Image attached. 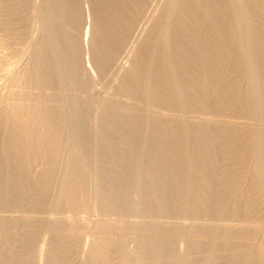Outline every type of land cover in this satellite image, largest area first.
<instances>
[{
	"label": "rangeland",
	"instance_id": "374dc122",
	"mask_svg": "<svg viewBox=\"0 0 264 264\" xmlns=\"http://www.w3.org/2000/svg\"><path fill=\"white\" fill-rule=\"evenodd\" d=\"M166 2L169 3L170 0H141L142 9L140 11H136L133 7L134 5H128L124 13L119 11L114 16L112 21L117 24L119 46L113 55L114 57L112 56L110 63L106 66L107 68L105 67L102 71L95 66L91 49L94 24L91 0H79L81 12L83 13V22L79 27L80 29L78 28L79 32L76 29L75 33L78 35L82 45V70L84 69L85 71L83 70L81 73L89 81L87 80V86L80 90L77 87L74 90L72 89L74 87L68 88L69 95H67L66 90L60 87L55 78L52 80V84H46L44 81L45 59L50 53L48 47L53 41L52 35L55 31L51 20V1L0 0V174L3 177H7V172L11 173L8 176V185L5 189H0V192L3 191L0 194V229L4 228L12 232L10 236L5 233L0 234V254L4 257V261H0V264H30L28 262L29 244L33 243V241L35 253L37 252L36 259L32 262L34 264H123L121 256L124 252H127V249L131 251L128 252L129 254L134 251V253L142 255V243H139L142 242L141 240L138 242L136 239H123L122 231L126 228L125 226L132 222L141 225L153 222L154 216L155 221L160 218V222L165 221V223L169 222L176 225L190 224L196 220L195 223L198 224L217 226L228 224L235 227H246L244 230L245 232L247 231L248 238L243 245L231 242L217 246L211 252H205L199 248L186 250V248L188 249L187 236L181 233L180 229L178 230L179 227H174L176 230L171 229V235L172 238H175L172 240L174 243L177 241L175 249L180 255L182 254L181 260L184 264L219 263L226 257H230L231 264H243L244 259L241 256L264 264V194L254 175L257 168L254 128L257 129L260 123L264 126V120L263 123L262 121L259 122L253 115L254 105L245 95L248 79L244 65L233 63L225 53L230 40L224 24L211 16L200 28H196L195 25L189 28H181L178 24L179 15L172 20L175 28L181 33L184 43L183 53H181L176 66H178L184 76L189 75L187 93L189 108L179 109V107L175 106L168 108V105H164V107L160 103H147L142 98L121 89L120 82L129 73V69H131L132 63H134L139 53L136 51H139L140 47L154 35L155 40L152 38L149 41L154 45L152 65L155 76L158 78L166 69L167 63L164 55L165 37L163 35L164 10L168 6ZM208 9L210 8H208L207 4H203L200 10L202 13L212 11ZM214 10L221 9L218 7ZM256 19L259 37L264 42V11L257 13ZM155 26L158 27L156 28ZM197 31L204 40L208 56V60H206L208 80L213 88L214 103L217 105L215 110L208 111L206 108L201 110L203 107L200 108L197 105L198 96L201 98L197 83L204 73L201 61L193 53L194 33ZM238 52L240 53L239 49ZM84 63L87 65L85 66ZM113 67L117 68L114 69ZM162 80L160 79L158 85L155 86L154 97L157 95L161 98L164 97ZM65 96H72V98L68 97L70 101L67 100L66 102L67 98L65 99ZM74 98H77V102ZM68 101L72 102L71 106ZM62 102H66L64 104L68 103L67 106L71 108H79L77 103L80 102L82 104L78 103V105H80V108H85L84 110L86 111L87 126L85 130L87 129V131L84 133L88 144L86 149L78 152L77 155L82 153L78 156H81V158L84 156L86 166L88 164L86 177L89 175L90 182L87 181V187L91 191L87 189L85 194L82 193L79 174L72 170L69 176L71 186L62 195L64 201L67 199L66 204L59 205V208H57L53 205L58 197L65 166L67 163L72 162L67 161L65 157V148L66 144L69 143L68 136L71 130L67 122L58 119L60 108L67 107ZM38 105L42 106L39 107ZM101 105H103L102 108L100 107ZM105 105L109 107L106 108ZM52 106L55 109L52 115L54 121L45 122L43 128L41 126H32V120L38 116L39 111L46 108L52 109ZM100 108L101 111L99 113ZM15 109L17 110L13 111ZM129 109H132V113ZM146 109L147 113L142 112V110L146 111ZM111 110L117 112L119 119L114 121L112 125L114 131L113 142H109L105 148H102L103 146L99 141L101 140V132L100 129L97 130L100 126H97L100 125L99 120L104 111ZM138 111H140V114ZM137 112V116L149 115L157 118L166 117V119L169 117V119L177 120L178 122L186 121V123L190 122L192 125L203 123L214 126L220 131L223 129L221 131L223 137L221 140L223 141H220L219 147H226L228 150V157L226 156L224 159L228 172L225 181L227 189L225 203L229 207H242L244 213L242 211L237 214H222L225 216L195 214L199 218L191 213L186 215L172 213L168 216L169 214H158L155 212L153 215V212H148L146 208L151 204V196L147 193H138L140 194L139 200L136 192H134V194H137L136 196L134 194L131 195L132 202L141 201L142 207L145 206L143 209L147 211L144 210L145 212L138 215L132 209H130L132 210L130 212H128L129 208L125 209L127 211L125 213V210L118 208L117 198L121 187V162L126 135L123 120L125 116L136 115ZM27 116L28 118L26 119ZM262 125L260 126L262 127ZM49 129H52L53 135L48 141L46 152L39 158L28 161V152L35 149L36 145H38L36 140L41 138L43 132ZM153 129L155 130L154 126ZM97 131L100 133L98 134ZM154 132H157V127ZM174 133L176 140L180 143L182 141L180 130L176 128ZM27 134L31 143L26 139ZM14 136L17 137L19 142L17 149L12 147L8 141ZM147 143L149 148L145 155L146 161L159 166L162 142L152 138ZM89 145L92 147H89ZM6 147H8L10 152L16 150V168L4 160ZM94 147L99 150L94 152L92 149ZM89 148L92 152L89 151ZM95 148L94 150H96ZM95 161L98 162L95 163ZM94 167L95 171L96 167H98L96 172L93 170ZM100 168L102 173L98 172ZM16 171L20 172L19 175L25 176V182L18 176V180L21 182L19 181V184L15 183ZM50 171V183L47 184L45 189L42 186V182L47 178ZM89 171L92 172H90L92 178L88 174ZM93 172L100 174L97 176ZM94 176L98 179L96 184H94V181L97 179ZM178 181L180 182L181 178ZM96 190H98V193ZM95 195H98V199L95 198ZM6 196L10 197L4 200ZM88 197L90 199L93 198L92 203L94 200L96 203L92 204ZM93 244L96 252L92 249ZM175 258L172 254H160L155 257L143 258L141 262H138L134 257L130 264H176Z\"/></svg>",
	"mask_w": 264,
	"mask_h": 264
},
{
	"label": "bare ground",
	"instance_id": "6f19581e",
	"mask_svg": "<svg viewBox=\"0 0 264 264\" xmlns=\"http://www.w3.org/2000/svg\"><path fill=\"white\" fill-rule=\"evenodd\" d=\"M50 1L52 6L51 20L54 25L55 31L52 35L53 41L48 47L50 53H48L49 55L45 59L46 68L44 72V77H45L44 81L46 84H52L53 83L52 80H54L55 78L58 84L60 85V87H63L66 90L63 91L67 92L66 94L69 95L68 94L69 91L67 90L68 88L74 87L72 88L74 90L75 87H77L79 88L78 90H80L82 88H85L87 86V80L89 81V79L87 78L86 80L81 73V71L84 70V69L82 70L83 65L81 61L83 56L82 45L78 35L75 33L76 29L79 32L78 28L81 26L83 22L82 21L83 13L81 12L82 10L80 8L79 0H50ZM203 4H207L208 8H210L208 10H212V11L202 13L200 9ZM91 5L93 9L92 15L94 19L93 30H92V42H91L93 60L94 63L96 64L95 66L98 69L104 70V68L108 66V64L110 63L112 56L116 53V50L118 49L119 46L117 24L112 21L114 19V16H116L119 11H122L124 13L128 5H132V6L134 5L133 7L136 9V11H140L142 9V4H141V0H91ZM218 7L221 10H214ZM260 11H264V0H170L168 6L166 7V10H164L165 21H163V26H164L163 35L165 37L164 55L167 63V67L163 71L164 73L162 72L158 78L155 76V71L152 65V53H153L154 45H152L151 41H149L152 40V38H154L155 40V35L151 39H148L149 38L148 37L147 38L148 41L144 44L141 42L143 45L140 47V50L138 49L139 51H136L139 53L134 63H132L133 65L131 69H129V73L123 78V80H121L122 81L120 82L121 89L126 90L128 93L138 96L139 98H142L147 103H153V104L160 103L161 105L163 104V106L168 105V108L171 106L179 107V109L189 108V102L187 97L189 75L184 76L178 69V66H176L177 61L181 57V53H183L184 43H183V39L181 38L182 36L180 35L181 33H179V31L175 28L174 21L172 23V20L177 15H179L180 16L179 17L180 19H178L179 27L189 28L192 27V25H195L196 28L197 27L200 28L205 22H207V20L211 16H213L218 21L220 20V22L224 24L225 29L227 30V34L230 40V44L227 45L225 50L227 57L233 63L237 65L242 64L245 67V72L248 79V86L245 90V95L251 100L252 104L254 105L253 115L259 120V122L262 121L263 123L264 42L259 37V31L257 30V19H256V15ZM151 31L153 32V30ZM194 34H195V39L193 45V53L196 56H198L199 60L201 61L202 69L204 72L203 75L201 76L202 78L197 83L198 88L200 90L199 93L201 96V98L198 96L197 105L200 108L203 107L201 110L205 108L208 109V111L215 110L217 109L216 108L217 105H215L214 103L213 88L211 86L210 81L208 80L209 77H208V70L206 63V60H208V56L205 50V43L198 31ZM153 42L155 43V41ZM238 49L240 50V53L238 52ZM160 79H163L161 81V84L163 85L162 88L165 93L163 94L164 96L163 98L158 97L159 95L154 97V89L155 86L158 85ZM88 83L90 84V82ZM72 96L70 97L72 98ZM68 97L65 96V99L67 98L66 102L67 100L70 101ZM76 99L77 98H74V100ZM69 101L68 103L71 106L73 101L71 100L72 101L71 103ZM66 102H62V103L64 104ZM68 103L64 104V106H67ZM78 103H77V107L79 106V108H71L70 106L69 108L68 106L67 107L63 106L64 108L62 109L60 108L58 113V119L67 122L71 130V133L68 136L69 143L66 144V148H65V157L67 161H72V162L67 163V165L65 166L63 180L59 186L58 197L54 201V205H53L54 207L57 208H59L58 207L59 205L66 204L67 199L64 201L62 195L71 186L69 176L72 170H75L79 174L80 182H81V191L83 194H85L88 189L87 181L90 182L88 178L89 175L86 177L87 174L86 167L88 166V164L86 166L84 162L85 161L84 156H82L81 158V156H78L80 153L77 155L78 152L80 151L82 152V150L86 149L88 144L86 135L84 133L85 131H87V129L85 130L87 126L86 111L84 110L85 108L84 109L80 108V105L82 103H80V105H78ZM103 104L105 103L103 102ZM102 106L103 105H101L100 107L102 108ZM105 107L108 108L109 106L105 105ZM101 108L99 109V113L101 111ZM110 108L112 109L111 106ZM16 110L17 109L13 111ZM54 110L55 109H53V106L52 109L51 108L41 109L39 111L38 116L32 120V126L34 127L41 126L43 128L45 122L49 120L54 121V118L52 116ZM143 111L147 113V109L146 111L142 110V112ZM138 112L140 114V111ZM138 112L136 113V115L134 114L130 116L129 115L125 116V119L123 120L126 128V135L124 140V146H123L124 148H123V155L121 162L122 180L120 185L121 186L120 193L117 198L118 208L122 210L125 209L127 210L129 208L128 212L133 210L134 213L136 212L138 213V215L139 213H143L148 210V212L149 211L153 212V215L156 212L158 214H169L168 216H170L172 213L173 214L180 213L181 215L182 214L186 215L190 213L194 215L195 214L222 215L225 213L237 214L243 211V208L240 206L229 207L225 203V195L227 190L225 181L228 172L224 164L225 162L224 159L226 156L228 157L227 154L228 150L226 149V147L225 148L219 147L220 141L221 142L223 141L221 140L223 138L221 132L223 129L220 131V129L214 126L203 123L192 125L190 124V122L186 123L185 120H184L185 122H178L177 120L175 121L173 119H169V117L168 119H166V117L157 118L149 115L137 116ZM27 118L28 116L26 117V119ZM118 119L119 118L117 117V112L111 110L106 112L104 111L101 119L99 120L100 125H98L97 127L100 126V128H97V130L100 129L101 132V140L99 141L103 146L102 148H105V146H107L109 142H113L114 131L112 125L113 122ZM260 125L262 124L260 123ZM260 125L259 127H257V129L254 128L255 129L254 136L256 140L255 155L257 160V168L254 172V175L260 186V189L263 191L264 194V130H263L264 126L262 125L261 127ZM153 126L155 127V130L153 129ZM156 127H157V132H154L156 131ZM176 128H178L181 132L182 141L180 143H178V141L176 140V136L174 133ZM100 132H98V134ZM52 135H53L52 129L43 132L41 138H38L36 140L38 145H36L35 149L28 152L27 154L28 161H33L46 152L48 141L52 137ZM28 137L29 135L27 134L26 139H28L27 141L31 143ZM98 137L100 136L98 135ZM152 138H156L162 142V150H161L162 154L160 156L161 158L159 159V166L149 163L145 159L146 152L149 148V144L147 143V141L151 140ZM8 141L12 147H16V149L18 148L19 142L16 136L10 138ZM90 146L91 145H89V147ZM94 148H92L94 152L99 150L96 149L97 147L95 148L96 150H94ZM15 151L13 150V152H10L8 147H6L4 150L5 153L4 160L7 161L8 163H11V166L14 168H16ZM89 151H91V149ZM96 162L98 161H95V163ZM97 169L98 167H96V171ZM93 170L95 171V167ZM100 170L98 172L102 173L101 168ZM16 172H17V176L15 177V183L19 184L21 182L20 180H18V176L23 182H25L26 181L25 176L19 175L20 174L19 171ZM90 172L91 171H89L88 174H90ZM95 172L93 173L95 174ZM99 174L96 173L95 175L99 176ZM9 175H11L9 171L6 174L7 177H3L2 174H0L1 185L4 184L3 186L0 185L1 186L0 189L3 190L8 185L7 183L9 180L8 177ZM50 176H51V171L49 172L47 178L42 182V186L44 188L45 187L47 188V184L50 183V178H51ZM95 177L96 176H94V178ZM86 178H88V180H86ZM179 178H181L180 182L178 181ZM93 181L91 182L93 183ZM97 181L98 179L94 181V184H96ZM95 189L97 188L95 187ZM97 191L98 190H96V192ZM2 192L3 191H1L0 194ZM134 192H136L137 194L147 193L151 196V204L149 207H146L147 210L143 209L145 206L142 207L143 206L141 204L142 202L139 201L140 194L137 195L136 193L134 194ZM133 194L139 197L138 202H132L131 195ZM88 196H89V192H88ZM95 196H96L95 198L98 199L97 198L98 195ZM7 197L10 196H6L4 200H6ZM93 198L92 199L89 198L91 200V203ZM126 210L125 213L127 212ZM195 216L198 217L197 215ZM159 219L158 221H155V216H154L153 222H148L144 225L132 222V223H128L125 226L126 228L123 227L124 228V231H122L123 239L125 240L136 239L138 240V242L140 240L142 241L139 242L142 243V251H141L142 255H138L136 254V252L134 253L133 250H132L133 251L132 254H129L128 252L131 251L126 248L127 252H124L121 256L123 264H130V261L134 257L138 262H141L143 258L155 257L160 254H165V255L172 254L176 257L175 258L176 264H184L181 260L182 254L180 255L178 251H176L175 249L176 246L175 243L177 241L174 243L172 240L175 237L172 238L171 229L176 230L174 227H179L178 230L180 229L181 233L187 236L186 241L188 243V249L186 248V250H194L196 248H199L204 250L205 252H211L212 249H214L215 247L220 246L222 244L224 245L229 244L231 242H237L238 244L243 245V243L248 238L247 231L245 232L244 230V228L246 227H239L238 225H237L238 227H235V226H230L228 224L224 226L200 224V223L198 224L195 223L196 220L194 221V223L176 225V224H171L169 222L165 223V221L160 222ZM3 233H5L8 236L12 234V232L8 231L7 229L1 228L0 234ZM33 243L31 242L29 244V258H28L29 260L28 259L27 260L30 264L36 259L35 257L37 253V252L35 253ZM125 245L126 243L124 244V248ZM92 249H94L95 251L94 244ZM241 258L244 259L243 264H260V262H258L257 260L250 259L248 257L246 258L245 256H241ZM229 259L230 257L228 258L226 257V259H223L219 263L206 262L205 264H231V261ZM0 261L1 262L4 261V257L2 256V254H0Z\"/></svg>",
	"mask_w": 264,
	"mask_h": 264
}]
</instances>
